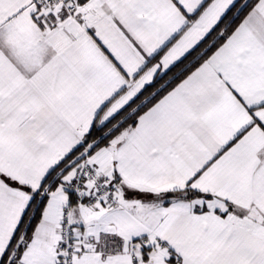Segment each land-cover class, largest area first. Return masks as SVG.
Here are the masks:
<instances>
[{
  "label": "snow or ice",
  "instance_id": "obj_1",
  "mask_svg": "<svg viewBox=\"0 0 264 264\" xmlns=\"http://www.w3.org/2000/svg\"><path fill=\"white\" fill-rule=\"evenodd\" d=\"M0 264H264V0H0Z\"/></svg>",
  "mask_w": 264,
  "mask_h": 264
}]
</instances>
